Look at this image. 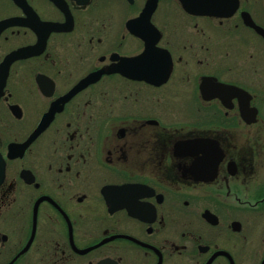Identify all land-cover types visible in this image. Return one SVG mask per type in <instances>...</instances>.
<instances>
[{
  "label": "flooded vegetation",
  "instance_id": "1",
  "mask_svg": "<svg viewBox=\"0 0 264 264\" xmlns=\"http://www.w3.org/2000/svg\"><path fill=\"white\" fill-rule=\"evenodd\" d=\"M188 4L0 0V264H264V0Z\"/></svg>",
  "mask_w": 264,
  "mask_h": 264
},
{
  "label": "water",
  "instance_id": "2",
  "mask_svg": "<svg viewBox=\"0 0 264 264\" xmlns=\"http://www.w3.org/2000/svg\"><path fill=\"white\" fill-rule=\"evenodd\" d=\"M183 3H184V5H185V7L188 9V10H191V8H190V6H189V4H188V2H189V0H181ZM153 2H157V0H153ZM154 7V6H153ZM153 7L149 10V11H147L146 13V16H147V19L149 18V16L151 15L150 14V12H151V10L153 9ZM138 35H140L142 38H144L146 41H148L146 38H145V34H138ZM41 129V128H40ZM26 146V144H24V145H22V147H25ZM5 169H6V163H5V160H4V158H3V156L1 155V153H0V186H1V184H2V182H3V180H4V178H5Z\"/></svg>",
  "mask_w": 264,
  "mask_h": 264
}]
</instances>
